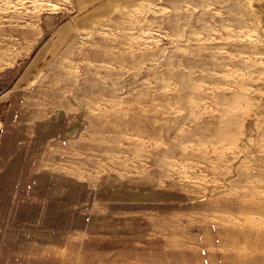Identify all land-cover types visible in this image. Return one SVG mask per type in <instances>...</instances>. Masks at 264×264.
I'll return each instance as SVG.
<instances>
[{
  "label": "rangeland",
  "instance_id": "rangeland-1",
  "mask_svg": "<svg viewBox=\"0 0 264 264\" xmlns=\"http://www.w3.org/2000/svg\"><path fill=\"white\" fill-rule=\"evenodd\" d=\"M83 1L0 0V198L43 197L28 264H264V0Z\"/></svg>",
  "mask_w": 264,
  "mask_h": 264
},
{
  "label": "crops",
  "instance_id": "crops-1",
  "mask_svg": "<svg viewBox=\"0 0 264 264\" xmlns=\"http://www.w3.org/2000/svg\"><path fill=\"white\" fill-rule=\"evenodd\" d=\"M104 2H106L105 4L112 3L111 0H104ZM75 4L81 12L87 2L76 0ZM101 8L108 10L109 6L101 5ZM71 33L72 27H63L54 35L55 37L51 41L52 46L58 48L59 45H63L66 36ZM39 60L40 62L27 73L22 81L23 84H28L37 70L46 64L42 58ZM18 98L20 96L11 90L0 93V141L10 112L17 107L16 100ZM20 193L22 198L18 199L17 203H13L14 208L11 210L5 208L4 200L0 198V264H28V260L37 256V244L42 233V190L25 189ZM35 249L36 251H34Z\"/></svg>",
  "mask_w": 264,
  "mask_h": 264
},
{
  "label": "bare ground",
  "instance_id": "bare-ground-1",
  "mask_svg": "<svg viewBox=\"0 0 264 264\" xmlns=\"http://www.w3.org/2000/svg\"><path fill=\"white\" fill-rule=\"evenodd\" d=\"M257 248V247H256ZM243 250V249H242ZM258 250L260 251V250H262V248H260L259 246H258ZM257 251V250H256Z\"/></svg>",
  "mask_w": 264,
  "mask_h": 264
}]
</instances>
